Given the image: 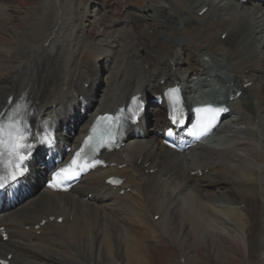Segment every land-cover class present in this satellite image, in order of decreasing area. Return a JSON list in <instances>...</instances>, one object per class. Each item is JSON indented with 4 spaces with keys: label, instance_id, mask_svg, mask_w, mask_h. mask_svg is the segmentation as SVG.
I'll list each match as a JSON object with an SVG mask.
<instances>
[{
    "label": "bare ground",
    "instance_id": "6f19581e",
    "mask_svg": "<svg viewBox=\"0 0 264 264\" xmlns=\"http://www.w3.org/2000/svg\"><path fill=\"white\" fill-rule=\"evenodd\" d=\"M47 1L0 46V112L25 100L33 130L54 123L63 126L60 140L78 144L98 113L136 94L150 102L177 81L189 102L225 100L237 117L219 129L224 136L180 154L156 136L158 126L168 125L164 103L155 134L145 115L140 136L146 138L131 136L110 155L113 166L90 172L68 193L31 183L36 193L0 217L8 231L0 255L11 253L10 264H144L152 252V263L159 249L145 246L136 224L155 243L182 250V264L201 260L205 244L219 258L226 243L239 242L247 258L264 264V4ZM9 3L0 0V15L14 28ZM217 85L225 93L215 100ZM237 90L242 95L231 102ZM243 105L255 115H242ZM36 172L43 173L34 166ZM112 175L124 179L121 187L105 183Z\"/></svg>",
    "mask_w": 264,
    "mask_h": 264
},
{
    "label": "snow or ice",
    "instance_id": "6c2138e0",
    "mask_svg": "<svg viewBox=\"0 0 264 264\" xmlns=\"http://www.w3.org/2000/svg\"><path fill=\"white\" fill-rule=\"evenodd\" d=\"M24 110L23 105L17 104L9 113L0 114V188L5 187V181H15L19 176L26 170L24 161L30 156L33 148L32 141L35 139L34 134L31 133L30 129L23 124L22 121L18 120L20 113ZM197 111L209 112L211 109H198ZM220 111V110H217ZM226 111V109H223ZM112 120L113 118H108ZM118 120V118H116ZM173 123H179L176 116L172 117ZM214 123V117L209 119L206 123L201 125L198 122L193 128H199V132L193 131L192 134L197 139L202 135H206L211 129ZM93 133L96 129L93 128ZM113 133L111 128H106L100 135L99 139L107 142L105 138L111 139ZM94 137L90 135L85 144L88 145L90 150H94L97 145H93L89 142L93 141ZM46 141V138H45ZM84 149L76 153L77 157L81 156ZM83 170V166L78 164L77 159H73L71 164L62 168L60 172L53 178V182L49 185L50 187H58L63 180H70L75 178ZM57 177L60 179L58 180ZM112 183H119V181H111Z\"/></svg>",
    "mask_w": 264,
    "mask_h": 264
},
{
    "label": "rangeland",
    "instance_id": "374dc122",
    "mask_svg": "<svg viewBox=\"0 0 264 264\" xmlns=\"http://www.w3.org/2000/svg\"><path fill=\"white\" fill-rule=\"evenodd\" d=\"M110 1V0H109ZM131 3L132 0H127ZM135 1V8H139L140 6H144L147 4L149 0H134ZM9 5L14 7L12 10V16L14 17V28L11 26H6L4 23H2L3 18L0 15V46L4 45L5 43H9V41L12 40V37L16 35V32L19 30H23L25 27V23L27 22L28 18L36 17L43 8V2H47V0H8ZM230 9L233 10V5L230 6ZM15 11V12H14ZM160 29V26L157 27ZM16 31V32H15ZM94 35H92L93 37ZM163 36V34H162ZM168 40L173 39H181V38H174L173 36H166ZM152 39V38H151ZM1 48V47H0ZM0 54H3L2 52ZM247 99V97H246ZM240 112L242 115L244 113H250L251 115H255V112L253 110L247 109L245 105L242 106V109H240ZM155 114V113H154ZM238 115V114H237ZM240 115V114H239ZM155 116V115H153ZM237 116L234 115V118ZM153 122V120H152ZM221 133V134H220ZM216 134V139L220 138L225 135V132H220ZM136 224H133V230L134 232L139 235L138 237L140 240H145V246L147 248H152L156 244L155 247H157L159 250L154 251L155 259H153L154 262H150L148 257L152 256V252L145 255V258H147L148 262L144 264H182V253L183 251L179 249V252L177 249L173 248L172 246H166L162 243H155L151 238V232L150 230L145 231L147 229H143L141 231L139 228H142L140 226H137L138 228H134ZM226 242L223 240V244ZM163 245L162 248H160ZM207 244L203 245L202 248L198 251L199 258L196 262V264H263L262 261L258 258H247L245 255V250L243 248V243H226L225 244V250L220 252L219 258H216L210 254L206 246ZM209 245V244H208ZM171 247V248H170ZM185 248V247H184ZM243 248V249H242ZM188 252H190L189 249L186 248ZM240 250V251H239ZM181 259V260H180ZM250 259V260H249ZM200 260V261H199ZM101 261L107 262V257L103 258ZM152 261V260H151ZM237 261V262H236ZM189 264H195V260L189 261Z\"/></svg>",
    "mask_w": 264,
    "mask_h": 264
}]
</instances>
